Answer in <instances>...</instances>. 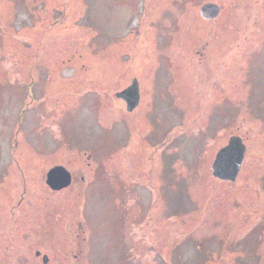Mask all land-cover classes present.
<instances>
[{
    "label": "rangeland",
    "instance_id": "1",
    "mask_svg": "<svg viewBox=\"0 0 264 264\" xmlns=\"http://www.w3.org/2000/svg\"><path fill=\"white\" fill-rule=\"evenodd\" d=\"M145 1L0 0V264H264V0H153L163 14L153 35L152 25L137 27ZM208 1L223 8L215 20L201 17ZM152 43L159 83L177 82L173 70L186 79L195 49L213 45L195 71L209 65L215 79L201 91L211 82L215 91L187 113L176 95L153 98L142 152L141 125L134 134L95 117L110 125L123 112L131 124L137 113L120 109L116 93ZM88 93L106 99L78 110ZM25 110L32 129L18 132ZM233 134L247 146L242 169L234 182L219 180L211 165ZM38 142L70 143L84 166V151L92 155L85 194L46 188L43 173L67 153L58 146L39 160L27 148ZM141 152L154 168L149 188L110 159ZM137 207L147 210L139 220Z\"/></svg>",
    "mask_w": 264,
    "mask_h": 264
},
{
    "label": "flooded vegetation",
    "instance_id": "2",
    "mask_svg": "<svg viewBox=\"0 0 264 264\" xmlns=\"http://www.w3.org/2000/svg\"><path fill=\"white\" fill-rule=\"evenodd\" d=\"M153 3H154L153 0H146L143 3V9L140 14L141 17L139 18L137 22V27L139 29L142 28L143 31H147V32H149L148 29H150V25H152V29H153L151 30L152 35L156 31V27L154 29V24L160 23L162 19V15H163L162 12L160 11V7H158L159 8L158 11H154ZM222 12L223 10L221 9L219 16L222 15ZM215 19H212V20H215ZM138 35H136V37H138ZM155 45L156 44L152 43L150 46H144L142 49L139 48L141 52L140 57H145L146 60H144L143 62H136V65L134 66V70H133L134 75L131 77L130 83L124 87V89H126L130 85H134L135 88L136 87L138 88V92H139V102L137 106L132 111H129V113H132V112H134V114L137 113L135 116H133L131 120V124H129V120L126 119V117L123 115V112L121 116L120 114L117 115L116 118L114 119L115 121L114 124H110V125L101 123V120H98L100 118L99 116L95 117V120H97V123L95 124L101 127H104V128L115 127L116 128L120 123L126 124V125H129V127L134 132V134L138 132V129H139L138 124L141 125L144 129V134H143L144 139L142 140H144L145 142V147L141 146V149H140V151L142 152L145 150L146 146L149 144V136L154 131V126L150 124L146 118V111H150L154 109L153 98L166 100L168 98V94L176 95L174 99L179 100L175 102L176 106L178 107L179 110L181 111L183 110L187 113L191 111L194 107L199 105V99H207V100L211 99L214 96V91H215V89L212 91L211 85L213 84V82L210 83L211 85L208 87L209 88L208 92L201 91L200 85L205 82L206 76L208 77L210 76V78L215 79V77L210 74L209 65H207L206 67V70L208 71L204 70L202 74L195 71V67L201 63L200 62L201 60L198 57H202L204 54H206V57H207L206 63H208L209 59H212L214 57L213 56L214 51H211L213 50L212 48L213 45H211V50H210L209 43H206V45H203V46H198L195 49L194 56H193L194 59L192 58L189 61L190 65L188 67V73H187L186 79L182 80L180 78L182 72L178 74L177 70H173V72L177 76V78H174V81H177L178 83L172 82V81H166L165 79H163L161 83L156 81V77H154L153 75L154 74L153 65L155 68L159 69L161 67L162 62L158 60V57H156L155 55L156 53L159 54V52H157L158 49L155 48ZM206 46H209V47H206ZM171 63H174V62L172 61ZM195 63L197 64L194 65ZM102 67H105V66H102ZM169 72H170V69H169ZM43 88L44 87L40 86V89H43ZM190 92L192 93L190 95L192 97L191 101L188 102L186 99L182 100V97L183 96L186 97L187 94ZM103 93H105V91H103ZM103 93H98V96H99L98 101L96 100L95 96H92V97L90 96L91 93H88L87 95H84V96H80L74 105L77 104L76 108L78 110H82L85 108L87 100L89 99H94L95 101L94 103L97 104L99 103L101 97L106 99ZM204 94L206 96H204ZM40 100H42L41 101L42 104H46V102L48 101L47 98L46 100H43V99H40ZM118 101L120 102V109L123 110L122 106H125V108H127L128 106L127 101H125L123 98H119ZM35 111L39 112V109ZM94 111L95 113H97L98 109H95ZM66 114L68 116L67 118H69L70 116L69 110L66 112ZM26 115H27L26 110L22 111L21 117H19V127L21 128L20 130H18V132H23V129L26 130V128L32 129L30 127L32 126V123L31 124L25 123ZM135 123H136V128H135ZM61 125L64 126V124L62 123ZM134 141H138V140H133L131 141V143H133ZM134 143H137V142H134ZM58 146L61 147V151H65V153L67 154L64 155L63 158L59 156L58 159H61V160L56 161L57 163L50 165L49 168L43 173V175L45 174V176H43L45 178L44 184L46 188L49 189L51 192L55 193V191H58L48 186V184L46 183V180H47L48 172L50 171L51 168H53L56 165H63L71 173V183L67 187H64V188H68L72 186L71 190H72V194H74L73 197L74 196L80 197L82 193L85 194L88 191L89 186L93 182L92 178L90 177V175L88 174L86 170V167L90 165L88 161L90 160V157H92V155H88V152L84 151L83 158L86 161V166H84V165L79 164L81 157L80 155H78L77 148H75L73 145H71L68 142H65L64 145H55V144L44 145L43 142H38L37 144L33 146H30V144H27V148H30L31 151L36 152V155L33 157L39 160L47 158L48 153L58 152V150H55ZM11 148H12V144H11ZM12 151L16 153V150L12 149ZM137 152L138 150L136 149L135 153ZM142 152H141V155H136V157L132 156L133 158H126L122 155L119 158L115 156H110V159L115 158V161L116 159L118 160L120 159L121 162H120L118 169L122 171L123 173L127 172L129 174H136V176H139L143 181H145L146 187L149 188L150 181H151V175L153 173L154 168L152 167V165H149V157L145 156ZM16 156L20 157L21 155L18 154ZM17 161H19V159ZM64 188H61L60 190H63ZM137 209L138 211L133 214L135 220H139L141 217H144V214L147 212L146 207H137ZM146 218L148 222H151L152 219L150 218V215H148ZM79 226L85 231L86 228L83 223H80ZM5 238H6V230H4L2 234H0V241H4Z\"/></svg>",
    "mask_w": 264,
    "mask_h": 264
},
{
    "label": "water",
    "instance_id": "3",
    "mask_svg": "<svg viewBox=\"0 0 264 264\" xmlns=\"http://www.w3.org/2000/svg\"><path fill=\"white\" fill-rule=\"evenodd\" d=\"M221 7L214 2L205 3L201 7V14L207 19H214L220 13ZM118 97L128 103V110H133L139 102L138 88L134 85L117 92ZM246 152V145L241 136H231L229 142L220 148L212 163L213 176L226 181H236L242 168ZM47 183L53 189H61L71 183V173L61 165L52 168L47 175Z\"/></svg>",
    "mask_w": 264,
    "mask_h": 264
},
{
    "label": "trees",
    "instance_id": "4",
    "mask_svg": "<svg viewBox=\"0 0 264 264\" xmlns=\"http://www.w3.org/2000/svg\"><path fill=\"white\" fill-rule=\"evenodd\" d=\"M84 230L82 229V232H83ZM83 239H85L84 237H83Z\"/></svg>",
    "mask_w": 264,
    "mask_h": 264
}]
</instances>
